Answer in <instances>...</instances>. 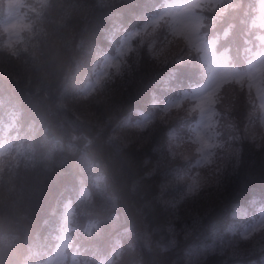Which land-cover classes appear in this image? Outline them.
<instances>
[{
	"label": "trees",
	"instance_id": "obj_1",
	"mask_svg": "<svg viewBox=\"0 0 264 264\" xmlns=\"http://www.w3.org/2000/svg\"><path fill=\"white\" fill-rule=\"evenodd\" d=\"M29 1L21 40L9 47L0 37V105L15 102L20 110L17 135L0 153V264H41L54 240L53 211L73 197L78 178L97 205L113 203L117 225L126 227L124 260L114 264L264 262V225L247 237L237 233L253 205L264 202V127L249 91L222 86L211 103V158L194 173L195 153L181 139L183 110L157 109L161 98L150 103L160 87L171 95L199 77L181 36L159 22L146 25L108 78L88 95L78 92L152 0ZM252 5L204 2L199 28L238 56L237 33L250 29ZM149 106L157 108L146 126L132 124ZM94 172L101 174L95 188ZM99 206L79 211L75 202L71 219L73 227L84 215L98 219L94 235L77 234L92 248L105 246L112 231Z\"/></svg>",
	"mask_w": 264,
	"mask_h": 264
},
{
	"label": "rangeland",
	"instance_id": "obj_2",
	"mask_svg": "<svg viewBox=\"0 0 264 264\" xmlns=\"http://www.w3.org/2000/svg\"><path fill=\"white\" fill-rule=\"evenodd\" d=\"M20 0H4L7 7L5 9V14L0 18V25L2 26L5 34V40L10 45L19 37V28L27 24V18L21 15L19 10ZM263 3V0H260V5ZM195 0H169L165 3L161 10L152 15L150 20H155L162 18V24L166 25V20L170 28L176 32L182 33L189 43L193 47H198L201 51V54L206 58L209 57L210 60L214 61L218 66L220 71H225L226 68V58L223 51H215L213 48V40L205 39L197 30V22L199 19L197 11L194 9ZM161 13H166L169 15V18L162 16ZM164 19V20H163ZM134 31H130L122 35L119 44L115 50L105 55L102 59L98 69L94 73L93 77L86 81L83 85V90L89 92L93 85L98 83L99 80L107 75L110 68H117L122 62V58L125 52L131 47V35ZM263 41V39H262ZM262 49L259 50V53H262ZM253 86L255 82L252 81ZM187 95L192 98H183L190 105V108L194 112H198L195 119L194 125L191 131H188V138L191 146L193 147L197 158V164L205 162L204 154L199 151L201 145L198 140V136L208 137L207 132L205 131L206 125L210 120V113L208 116L202 119L200 108L198 105L202 104L205 97H208L205 88L202 85L195 84L187 90ZM208 105L205 106V111H208ZM144 121H146L144 119ZM211 143V139L209 140ZM209 158V156H208ZM207 158V159H208ZM69 215V206L68 204L64 207L62 217L64 221ZM264 221V206L260 208L257 218L254 222L247 224L243 228L245 234L249 233L251 229L257 227ZM67 246V233L66 228L63 226L59 230L58 241L54 246L51 254H49L43 264H81V261L72 253L66 252Z\"/></svg>",
	"mask_w": 264,
	"mask_h": 264
},
{
	"label": "snow or ice",
	"instance_id": "obj_3",
	"mask_svg": "<svg viewBox=\"0 0 264 264\" xmlns=\"http://www.w3.org/2000/svg\"><path fill=\"white\" fill-rule=\"evenodd\" d=\"M212 7H213V9L219 7V3L213 4ZM225 35H227V32H225ZM251 70H252V64L250 63L249 64V71H251ZM213 102L214 101H212L211 94H210L208 97L204 98V101H203L202 104L198 105V107L200 108L202 119L205 118L206 116H208V114L213 111L211 107L208 108L207 112L205 111L206 104L210 105ZM176 106L178 107L179 105L177 104ZM167 110H168V108L166 107L165 111H167ZM206 131H207V128H206ZM213 138H214V136L211 133H209L207 138H205L203 136H198V140H199L200 145H201L199 151H201L204 154L205 160H207L208 156H210V154H211L210 153V149H212L214 147L213 144L209 143V140L213 139ZM196 186L197 185H195V183H194L193 186H190L189 187V192L193 191Z\"/></svg>",
	"mask_w": 264,
	"mask_h": 264
}]
</instances>
